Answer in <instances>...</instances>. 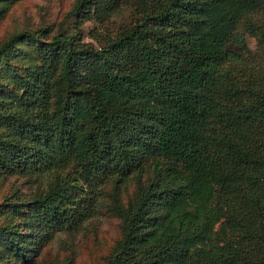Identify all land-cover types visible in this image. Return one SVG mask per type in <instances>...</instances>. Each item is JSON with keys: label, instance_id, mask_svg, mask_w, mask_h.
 <instances>
[{"label": "trees", "instance_id": "trees-1", "mask_svg": "<svg viewBox=\"0 0 264 264\" xmlns=\"http://www.w3.org/2000/svg\"><path fill=\"white\" fill-rule=\"evenodd\" d=\"M154 1L99 46L78 44L77 29L1 43L36 39L42 63L19 85L17 114L0 106V125L17 122L0 133V169L50 173L31 205L54 232L91 218L111 178L152 168L134 205L118 207L110 264H264V0ZM119 2L78 0L72 13L80 21Z\"/></svg>", "mask_w": 264, "mask_h": 264}, {"label": "rangeland", "instance_id": "rangeland-1", "mask_svg": "<svg viewBox=\"0 0 264 264\" xmlns=\"http://www.w3.org/2000/svg\"><path fill=\"white\" fill-rule=\"evenodd\" d=\"M78 0H0V45L17 31H29L41 40L64 35L77 29L78 44L99 46L135 23L142 10L154 0H120L111 10L77 21L72 9ZM77 26V27H76ZM254 50L256 40L246 38ZM40 43L21 38L0 52V106L15 108L19 85L30 77L31 70L41 66ZM57 69L51 79L50 111L55 116L59 105L58 76L63 55L56 56ZM15 115L17 109H14ZM0 125V133H9L16 124ZM152 168L132 173L125 182L111 178L100 187L97 212L75 231L46 232L38 221L31 201L43 195L52 182L49 172H12L0 169V226L24 248L18 252L0 233V264H110L113 249L124 232L118 207L134 205L140 192L155 178Z\"/></svg>", "mask_w": 264, "mask_h": 264}]
</instances>
